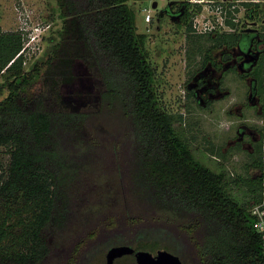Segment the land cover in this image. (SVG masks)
Wrapping results in <instances>:
<instances>
[{
	"label": "trees",
	"instance_id": "trees-1",
	"mask_svg": "<svg viewBox=\"0 0 264 264\" xmlns=\"http://www.w3.org/2000/svg\"><path fill=\"white\" fill-rule=\"evenodd\" d=\"M56 1L62 25L50 39L46 60L35 61L30 69L25 67L26 32L0 28V155L8 156L5 164L0 159V264H85L93 240L99 250L128 243L181 257L195 254L204 264H264V236L251 212L264 198V127L249 152L246 174L229 175L205 165L176 131L184 115L170 112L161 101L147 35L138 30L130 5L135 0ZM172 8L189 37L213 39L203 66L212 63L222 70L214 50L251 44L252 35L198 33L193 22L202 4L185 0ZM261 13L262 8L251 14ZM223 55L224 60L231 57ZM79 59L96 75V101L92 107L63 108L59 90L75 78ZM249 75L264 119V54L256 70L241 74ZM117 120L128 130L124 164L145 204L96 222L71 252L55 257L49 237L66 226L70 187L93 153L90 130ZM210 153L226 158L222 151ZM232 183L249 192L248 201L230 193Z\"/></svg>",
	"mask_w": 264,
	"mask_h": 264
},
{
	"label": "rangeland",
	"instance_id": "rangeland-1",
	"mask_svg": "<svg viewBox=\"0 0 264 264\" xmlns=\"http://www.w3.org/2000/svg\"><path fill=\"white\" fill-rule=\"evenodd\" d=\"M175 1L185 0L130 1L137 14L138 30L147 35L146 45L157 71L161 101L170 112L184 115V121L175 123L176 131L205 165L229 175L246 174L249 152L260 139V128L264 127L253 76H241L249 68L241 67L238 47L214 50L213 56L222 62L223 70H218L212 63L203 66L204 55L213 39L207 35L189 37L179 15L175 11H165V7ZM242 1L245 0L232 2L239 9L232 16L240 24L245 13ZM155 2L157 6H154ZM260 5L263 14L258 19L259 27L264 31V2ZM204 12L208 14L207 9ZM61 25L56 0H0V28L8 32L24 31L29 37L27 69L37 60H46L50 39L57 36ZM224 53H231L233 59L225 61ZM73 70L75 78L72 82L60 87L61 105L67 109L94 106L93 93L95 85H99L96 75L94 78L86 62L80 59L74 61ZM3 82L4 77L0 76V86ZM105 121L90 130L93 153L87 164L83 162L77 167L78 176L69 190L71 212L66 226L50 234L49 242L55 257L71 252L75 243L96 222L145 204V199L136 193L133 177L124 164L129 155L128 130L126 126L121 128L118 120L113 121L111 127H107ZM240 142L241 149H238ZM211 149L226 153V158L211 154ZM0 159L4 164L8 162V156L3 152ZM229 190L239 201H248L249 192L242 185L232 183ZM96 242L89 243V251ZM183 257L189 264L188 259L192 256L188 253Z\"/></svg>",
	"mask_w": 264,
	"mask_h": 264
},
{
	"label": "flooded vegetation",
	"instance_id": "flooded-vegetation-1",
	"mask_svg": "<svg viewBox=\"0 0 264 264\" xmlns=\"http://www.w3.org/2000/svg\"><path fill=\"white\" fill-rule=\"evenodd\" d=\"M242 2H244L242 4L244 5L245 8L243 23L240 24L239 22L236 23L234 21L236 25L230 24V26L232 27L230 31L223 30V31H215V32H237V33H241L242 37L244 36V34L252 35L251 38L252 41L248 49H243L241 47V44L236 46L240 50L239 53L237 54L238 55L237 58L241 60L240 61L241 67L243 69L249 68L248 72L246 73H250L256 70L257 67L260 66L261 58L264 54V42H263L264 40L261 37V33L263 32V30L261 29L262 27H259L260 23L258 20L261 14H259V16L257 17L254 14H251L253 11L261 9L260 7L261 5L259 7L257 6L258 4H260V2H262V0H245ZM174 3H176V1L173 2V4ZM172 5L165 7V11L176 12V10L172 8ZM230 5L235 6V8L233 9L230 6L232 11L234 12L236 10L239 11V9L236 7L237 6L236 3L233 4L231 3ZM176 13L180 17V14L178 12ZM250 14L251 16H249ZM231 59H233L232 54L231 57L225 61H230ZM218 63L222 64V62L220 61H218ZM233 67L235 66L233 65ZM93 249L89 251L87 262L85 264H153L155 259L157 258L159 250H161V249L150 250L144 248H136L128 243H119V244L112 243L106 247H103L100 250L96 249L95 247ZM141 251L150 252L152 256L150 257L147 255H142V254L140 255L139 252ZM179 257L181 264H188L184 260L185 259L184 257L181 256ZM189 258H190L188 259L190 261L189 264H204L201 257L198 255L192 254V257Z\"/></svg>",
	"mask_w": 264,
	"mask_h": 264
},
{
	"label": "built area",
	"instance_id": "built-area-1",
	"mask_svg": "<svg viewBox=\"0 0 264 264\" xmlns=\"http://www.w3.org/2000/svg\"><path fill=\"white\" fill-rule=\"evenodd\" d=\"M192 4H202L203 10L194 17V28L198 33H209L215 31H230L232 27L227 23V18L236 21L232 14L235 6L230 4L231 0H188ZM233 4V3H232ZM232 9H231V7ZM208 10V14L204 10ZM231 10V11H230ZM150 17V15H149ZM256 218L255 227L264 236V198L255 202L251 208ZM264 247V241H263ZM264 252V248H263Z\"/></svg>",
	"mask_w": 264,
	"mask_h": 264
},
{
	"label": "water",
	"instance_id": "water-1",
	"mask_svg": "<svg viewBox=\"0 0 264 264\" xmlns=\"http://www.w3.org/2000/svg\"><path fill=\"white\" fill-rule=\"evenodd\" d=\"M157 6V3H154ZM140 255L152 256L150 252L141 251ZM153 264H181L179 255L165 249H161L158 252L157 258Z\"/></svg>",
	"mask_w": 264,
	"mask_h": 264
},
{
	"label": "crops",
	"instance_id": "crops-1",
	"mask_svg": "<svg viewBox=\"0 0 264 264\" xmlns=\"http://www.w3.org/2000/svg\"><path fill=\"white\" fill-rule=\"evenodd\" d=\"M264 2V1H263Z\"/></svg>",
	"mask_w": 264,
	"mask_h": 264
}]
</instances>
